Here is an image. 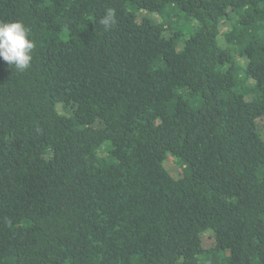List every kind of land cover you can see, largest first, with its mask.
I'll return each instance as SVG.
<instances>
[{
	"label": "trees",
	"instance_id": "obj_1",
	"mask_svg": "<svg viewBox=\"0 0 264 264\" xmlns=\"http://www.w3.org/2000/svg\"><path fill=\"white\" fill-rule=\"evenodd\" d=\"M14 20L0 264H264V0H0Z\"/></svg>",
	"mask_w": 264,
	"mask_h": 264
},
{
	"label": "clouds",
	"instance_id": "obj_2",
	"mask_svg": "<svg viewBox=\"0 0 264 264\" xmlns=\"http://www.w3.org/2000/svg\"><path fill=\"white\" fill-rule=\"evenodd\" d=\"M116 17V9L108 7L98 23L109 31L116 25ZM35 48L31 29L23 21H0V58L24 72L31 66Z\"/></svg>",
	"mask_w": 264,
	"mask_h": 264
},
{
	"label": "rangeland",
	"instance_id": "obj_3",
	"mask_svg": "<svg viewBox=\"0 0 264 264\" xmlns=\"http://www.w3.org/2000/svg\"><path fill=\"white\" fill-rule=\"evenodd\" d=\"M145 15V13H139V15ZM221 29H225L227 26L226 24L222 25ZM264 124V120L259 121V125L262 126ZM165 167L167 170L173 175V176H179L181 174V169L180 167L174 162L173 158L171 156H168L167 159L165 160ZM213 244V238L210 233H205L203 235V245L204 247H209Z\"/></svg>",
	"mask_w": 264,
	"mask_h": 264
}]
</instances>
